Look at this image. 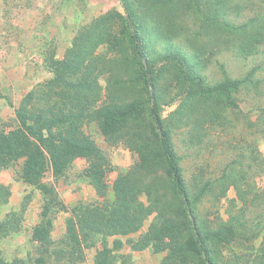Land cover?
Segmentation results:
<instances>
[{
  "label": "rangeland",
  "instance_id": "obj_1",
  "mask_svg": "<svg viewBox=\"0 0 264 264\" xmlns=\"http://www.w3.org/2000/svg\"><path fill=\"white\" fill-rule=\"evenodd\" d=\"M131 2L150 53L165 44L181 46L196 58L212 81L224 78L222 67L237 77L260 61L259 57L238 56L237 48L240 44H264L263 39L258 43L257 36H263L264 0ZM216 13L234 27L214 21ZM106 14L111 15L102 24L100 18ZM124 14L120 0H0V129L16 125L15 109L9 99L18 106L28 92L36 90L45 103L47 99L63 101L60 89L47 87L55 76L52 61L66 59L80 39L85 44L83 56L97 77L102 101L107 97L131 100L141 96L131 80L134 66L123 33ZM169 78H165L163 91H168ZM257 78L264 79V71ZM239 100V110H226L217 99L193 101L191 106L197 114H205L203 127L197 128L193 137L189 127L177 124L175 142L188 181L202 174L216 180L198 206L202 218L209 224L222 219L235 228L226 240L212 242L217 264H264V130L258 123L264 109V81L260 88L243 91ZM176 106L163 105V116L170 118ZM209 110L216 111L222 120L217 119L213 125L207 115ZM85 130L111 158L114 169L107 180L113 197L114 180L119 173L130 170L137 157L123 143H111L96 122H87ZM87 165V159L78 158L66 176L58 180L47 173L46 178L56 184L70 208L80 201L98 200L83 174ZM20 170L21 162L0 173L1 181L11 189L10 202L0 204V222L15 213L11 218L16 223L10 235L0 239V254L8 260L20 258L22 264H31L35 254L32 228L40 220L42 194L22 179ZM171 200L165 191L162 211L173 208ZM67 216L65 212L57 213L54 237L64 234ZM152 219L153 215L146 219L140 233L148 230ZM95 254V248L88 249L86 260L79 264H95ZM115 256V264H162L166 252L155 251L152 246L132 250L126 245ZM50 264L60 263L51 260Z\"/></svg>",
  "mask_w": 264,
  "mask_h": 264
},
{
  "label": "trees",
  "instance_id": "obj_2",
  "mask_svg": "<svg viewBox=\"0 0 264 264\" xmlns=\"http://www.w3.org/2000/svg\"><path fill=\"white\" fill-rule=\"evenodd\" d=\"M120 2L125 12L121 16L123 33L134 66L131 80L141 96L131 100L107 97L102 101L97 77L83 56L85 44L80 39L66 59L52 61L55 76L47 87L60 89L62 102L45 98V103L36 90L28 92L18 106L9 99L15 109L16 125L0 129V173L21 162L22 179L42 194L40 220L32 228L35 254L31 264H50L51 260L79 264L86 260L90 248L96 249L95 264H115V254L126 245L132 250L152 246L155 251L166 252L162 264H217L212 242L226 240L235 228L222 219L209 224L202 218L198 206L216 180L204 174L187 180L175 131L177 124L184 125L196 137L197 128L203 127L205 114H197L191 106L193 101L217 99L226 110L241 109L240 94L260 88L264 81L257 78L264 71V44H240L238 56L259 57L260 61L237 77L222 67L224 78L212 81L196 58L181 46L165 44L150 53L131 0ZM109 15L102 16L100 22L105 23ZM224 17L216 13L213 20L233 28L235 24ZM257 36L258 43L261 39L263 42L264 30L263 36ZM167 76L168 91H163ZM174 104L177 106L172 116L164 117L161 107ZM207 115L213 125L222 120L214 110ZM91 121L98 124L111 143H123L137 157L134 166L114 180L113 197L107 177L114 167L110 156L85 130V124ZM258 123L264 130V109L258 115ZM78 158L88 160L83 174L98 200L80 201L70 208L56 184L46 177L47 173L55 180L65 177ZM165 191L173 203L168 212L161 209ZM10 196V187L0 177V204H8ZM59 212L68 216L64 234L56 238L53 231ZM12 215L15 213L0 222V239L9 236L16 225ZM151 215L148 230L140 233ZM136 235L139 237L134 239ZM22 263L20 258L8 260L0 254V264Z\"/></svg>",
  "mask_w": 264,
  "mask_h": 264
}]
</instances>
